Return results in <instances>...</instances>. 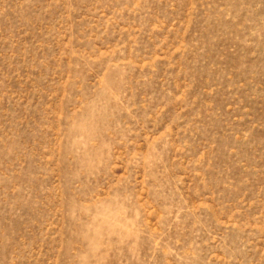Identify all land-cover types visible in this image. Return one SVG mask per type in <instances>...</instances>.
<instances>
[{"label": "rangeland", "instance_id": "obj_1", "mask_svg": "<svg viewBox=\"0 0 264 264\" xmlns=\"http://www.w3.org/2000/svg\"><path fill=\"white\" fill-rule=\"evenodd\" d=\"M0 264H264V0H0Z\"/></svg>", "mask_w": 264, "mask_h": 264}]
</instances>
